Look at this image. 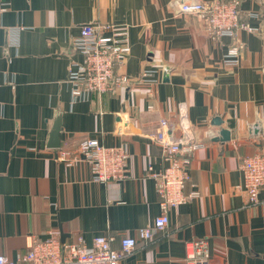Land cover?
<instances>
[{"label": "crops", "instance_id": "obj_1", "mask_svg": "<svg viewBox=\"0 0 264 264\" xmlns=\"http://www.w3.org/2000/svg\"><path fill=\"white\" fill-rule=\"evenodd\" d=\"M175 2L0 0L8 6L0 18V254L16 258L51 232L61 242L82 236L88 246L113 236L118 249L122 237L152 226L160 207L148 170L167 162L150 136L186 103L203 145L185 187L197 196L121 264H186L185 243L195 240L206 241L208 264H264V188L256 205L238 188L243 160L264 154V0L241 1V21L256 31L238 32L235 65L225 62L232 40L213 39ZM90 22L128 32L131 53L116 73L132 82L75 101L69 68L83 60L75 41ZM145 71L160 82L141 81ZM56 125L60 148L50 145ZM222 129L230 140L215 139ZM85 139L125 143L127 178L99 183L88 163L57 160L59 149L74 151Z\"/></svg>", "mask_w": 264, "mask_h": 264}, {"label": "built area", "instance_id": "obj_2", "mask_svg": "<svg viewBox=\"0 0 264 264\" xmlns=\"http://www.w3.org/2000/svg\"><path fill=\"white\" fill-rule=\"evenodd\" d=\"M241 1L176 0L175 3L179 5V13L196 16L213 39L229 37L232 40L225 62L235 65L243 48L238 32L256 31L248 22L241 21ZM7 10V4H0V18ZM13 38L11 36V40ZM75 46L83 55L82 62L69 68L68 82L72 85L75 101L85 94L101 95L114 92L118 86L131 84L127 75L116 73L131 53L128 32L124 28L116 24L87 23L81 26ZM141 81L157 84L160 79L154 78L153 71H145ZM150 137L161 148L167 162L162 171L148 170L147 176L155 181L160 207V214L152 226L137 229L135 237H122L118 249L113 247V236H97L88 246L82 236L73 242H61L59 236L51 232L45 240H34L32 246L16 258L0 254V264H121L139 242L152 241L158 233L165 232L170 224V212L197 196L196 192L187 194L185 187L191 178L193 154L203 145L192 131L186 103L178 104L175 122L161 119L157 131ZM128 158L125 143L109 147L96 139L83 140L74 151L59 149L57 152V160L67 166L88 163L93 180L99 183L125 180ZM240 168L242 184L238 188L246 192L249 204H259V193L264 188V154L245 158ZM185 249L186 264H208L209 251L205 240L188 241Z\"/></svg>", "mask_w": 264, "mask_h": 264}, {"label": "water", "instance_id": "obj_3", "mask_svg": "<svg viewBox=\"0 0 264 264\" xmlns=\"http://www.w3.org/2000/svg\"><path fill=\"white\" fill-rule=\"evenodd\" d=\"M217 125H221V120L216 119ZM60 131L61 127L60 125L54 126V129L51 133V147L52 148H60ZM216 140H221V141H228L230 140V132L228 130L222 129L219 133V137L215 138Z\"/></svg>", "mask_w": 264, "mask_h": 264}]
</instances>
